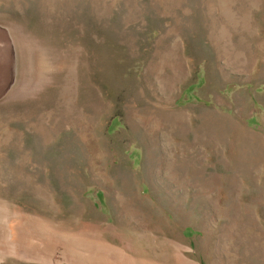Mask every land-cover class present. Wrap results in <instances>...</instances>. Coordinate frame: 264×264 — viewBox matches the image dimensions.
Returning a JSON list of instances; mask_svg holds the SVG:
<instances>
[{"label":"rangeland","instance_id":"obj_1","mask_svg":"<svg viewBox=\"0 0 264 264\" xmlns=\"http://www.w3.org/2000/svg\"><path fill=\"white\" fill-rule=\"evenodd\" d=\"M0 264H264V0H0Z\"/></svg>","mask_w":264,"mask_h":264},{"label":"bare ground","instance_id":"obj_2","mask_svg":"<svg viewBox=\"0 0 264 264\" xmlns=\"http://www.w3.org/2000/svg\"><path fill=\"white\" fill-rule=\"evenodd\" d=\"M109 263V262H108Z\"/></svg>","mask_w":264,"mask_h":264}]
</instances>
